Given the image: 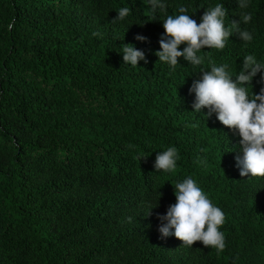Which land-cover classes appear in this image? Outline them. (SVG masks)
I'll list each match as a JSON object with an SVG mask.
<instances>
[{
	"label": "trees",
	"instance_id": "1",
	"mask_svg": "<svg viewBox=\"0 0 264 264\" xmlns=\"http://www.w3.org/2000/svg\"><path fill=\"white\" fill-rule=\"evenodd\" d=\"M217 2L168 0L166 12L185 6L199 23ZM223 3L238 22L236 0ZM120 7L130 14L112 23ZM247 11L250 43L234 34L202 49V65L169 69L155 55L163 15L148 0H0V264H264V177L240 176L241 138L194 113L189 93L209 60L234 75L244 55L264 57V0ZM126 44L147 63L124 64ZM170 145L177 168L158 173ZM186 176L224 212L219 253L158 231Z\"/></svg>",
	"mask_w": 264,
	"mask_h": 264
},
{
	"label": "clouds",
	"instance_id": "2",
	"mask_svg": "<svg viewBox=\"0 0 264 264\" xmlns=\"http://www.w3.org/2000/svg\"><path fill=\"white\" fill-rule=\"evenodd\" d=\"M236 3L238 22L228 19V10L220 0L205 8L197 23L190 18L192 14L185 6H180L177 14L172 15L166 12L168 0H148L152 15H163L160 21L164 33L159 39L160 50L155 52L159 62L174 69L179 64L178 59L182 58L192 66H200L204 58L198 53L205 47L222 50L234 34L243 43H250L253 32L240 27L252 19L247 11L250 0H236ZM116 12L112 23L123 21L130 14V8L120 7ZM11 27L9 24L8 28ZM92 35L99 36L100 33L93 32ZM135 39L143 42L146 37L137 35ZM120 48L124 64L137 67L140 61L147 63L142 49L132 44ZM199 73V78L189 88V93L194 94L193 112L199 114L202 109H207L209 116L214 113L222 125L239 135V154L235 161L241 177H264V57L258 59L254 54L244 55L234 75L228 63L216 64L211 60L208 69H201ZM257 74L262 86L254 92L253 80ZM179 158L178 149L170 145L157 152L153 167L158 173H172ZM200 162L204 163L203 160ZM173 187L176 202L167 207L165 214L158 215L161 236H175L184 242L183 246L189 247L200 241L204 246L221 252L225 248V236L220 230L225 220L223 210L211 201L192 176L175 182ZM159 199L160 193L148 214L159 207Z\"/></svg>",
	"mask_w": 264,
	"mask_h": 264
}]
</instances>
